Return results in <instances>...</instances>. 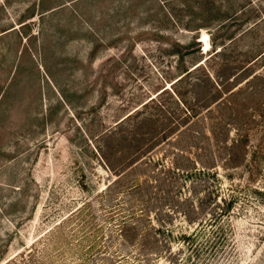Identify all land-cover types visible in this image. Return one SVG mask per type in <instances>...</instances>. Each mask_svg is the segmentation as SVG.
<instances>
[{"label":"rangeland","instance_id":"1","mask_svg":"<svg viewBox=\"0 0 264 264\" xmlns=\"http://www.w3.org/2000/svg\"><path fill=\"white\" fill-rule=\"evenodd\" d=\"M261 53L264 0H0V264L157 251L118 236L123 215L174 190L161 165L208 163L205 131L242 140L234 160L215 149L238 198L206 259L264 264Z\"/></svg>","mask_w":264,"mask_h":264},{"label":"trees","instance_id":"2","mask_svg":"<svg viewBox=\"0 0 264 264\" xmlns=\"http://www.w3.org/2000/svg\"><path fill=\"white\" fill-rule=\"evenodd\" d=\"M189 130L190 128L187 129ZM203 136L206 141L196 147L200 154L209 152L206 165L200 164L196 158L186 156L184 152L172 160L170 165H161L158 171L164 180L171 182L174 190L165 192L163 188H154L148 197L153 206L143 205L139 209H130L123 215L124 227L119 229L118 236L123 241H128L132 249L144 247L147 250L150 246L149 249L152 247L157 251L117 252L115 263L124 264L127 259H131L138 264L149 255L161 253V256L169 257L172 264H209L206 259L208 255L216 256L227 247L231 241L228 232L230 217L234 213L233 204L238 198L235 190L238 185L231 180L226 187L229 192L225 195L221 193L223 175L218 171L219 156L215 149H227L228 161L234 160L232 153H237L242 140H230L232 145H227L225 141L215 142L207 131L203 132ZM161 180L163 181L162 178ZM134 188L141 189V186L136 185ZM182 191L186 194L180 196ZM173 243L177 244L176 251L173 250Z\"/></svg>","mask_w":264,"mask_h":264}]
</instances>
